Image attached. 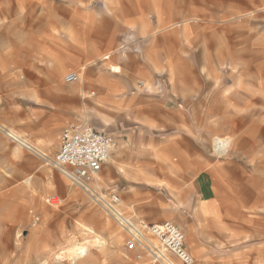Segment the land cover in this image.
I'll return each mask as SVG.
<instances>
[{"label": "rangeland", "instance_id": "1", "mask_svg": "<svg viewBox=\"0 0 264 264\" xmlns=\"http://www.w3.org/2000/svg\"><path fill=\"white\" fill-rule=\"evenodd\" d=\"M0 26L13 29L12 50L10 38L0 41V50L11 52L15 81L3 83L14 96L0 98V109L5 101H22L21 83L41 73L37 51L44 44L57 62L76 63L60 81L62 99L74 101L70 116L105 130L119 125L138 131L131 147L156 132L162 139L191 138L204 155L214 218L202 225L188 210L191 220H182L181 205L166 196L174 214L168 219L184 233L193 264H264V0H0ZM114 58L131 65L135 83L144 82L142 93L156 97L150 106L159 108L157 98L172 91L181 97L166 114L171 130L164 123L124 126L116 119L126 116L114 101L82 99L89 78L115 74ZM77 70L83 81H64ZM21 74L27 77L20 80ZM218 137L229 139L227 151L214 150ZM182 146L190 151V144ZM173 154L179 163V152ZM5 173L0 163V264H182L167 251L161 262L137 260L116 223L60 172L55 193H44L35 178ZM121 198L132 214V204ZM192 198L199 203L200 189ZM200 235L209 243L202 250ZM75 247L84 250L78 259Z\"/></svg>", "mask_w": 264, "mask_h": 264}, {"label": "crops", "instance_id": "2", "mask_svg": "<svg viewBox=\"0 0 264 264\" xmlns=\"http://www.w3.org/2000/svg\"><path fill=\"white\" fill-rule=\"evenodd\" d=\"M12 30L11 26H0V34L4 35V37L0 36V41L4 40L6 43L10 38L11 50L12 41L8 34ZM37 55V68L38 70L41 68V73L31 74L28 77L24 74L19 75L20 80L27 77L25 83H21L22 90L17 94L22 101H5L1 104L3 108L0 109V163L6 167L4 177L35 178L40 181L44 193H55L58 192L55 188L61 182V174L45 166L39 157L24 145H29L47 155H53L59 148L62 128L70 122L83 121L75 119V114L70 116L69 110L74 101L62 99L60 91L63 72L75 68L76 63L57 62L55 52L44 44L42 48H38ZM86 58L87 56L82 55L81 60L85 61ZM9 59L11 52L0 50V98L5 99L14 96L3 88L6 87L3 83H9L11 86L10 83L15 82L11 77L13 67L10 66ZM112 62L119 64L112 65L111 70L115 74L100 73L92 80L89 78L82 86V99L96 95L99 99L114 101L121 106L126 116L125 121L116 119L123 122L124 126L130 122L129 125L133 128L136 123L142 122L141 125L149 129L152 127L155 129L158 124L160 128L171 130L172 124L166 114H173L181 97L172 91L165 98L163 96L157 98L161 102L159 108L150 106V99L154 100L156 97L141 92L142 88L137 85V81L135 83L131 65L125 64V60L121 58H114ZM90 65L87 63L86 67ZM79 73L80 80L77 82L83 81L82 72ZM90 89L95 91L90 93ZM83 112L85 113V110ZM106 126V130L103 129L104 127H93L114 137L116 145L108 161L102 166L96 183L99 187L102 184L115 191L120 197L122 207L121 196L124 202L132 204L131 212L136 218L146 223L170 221L168 218L173 217L174 214L173 210L168 209L169 201L166 196L169 195L181 205L182 220L183 218L191 220L188 210L192 212V217H200L202 225L205 221L214 218V204L212 198L207 195L211 193V186L203 173L205 157L198 152L190 137L188 139L169 136L162 139L155 132L144 136L135 148L131 145L137 140L133 138L138 131L136 133L131 129L125 131L119 125ZM13 142L17 144L13 145ZM184 144H190L189 152L182 148ZM228 147L223 152L227 151ZM175 151L179 152L177 155L181 159L179 163L177 160L174 162ZM190 177L195 182H190ZM154 185L158 188L153 189ZM199 189L200 201L197 204L192 194L198 193ZM123 209L125 210L124 207ZM207 240L204 235H200V250L209 245Z\"/></svg>", "mask_w": 264, "mask_h": 264}, {"label": "built area", "instance_id": "3", "mask_svg": "<svg viewBox=\"0 0 264 264\" xmlns=\"http://www.w3.org/2000/svg\"><path fill=\"white\" fill-rule=\"evenodd\" d=\"M79 80L78 71H70L64 76L67 83ZM137 85L143 87L144 82L138 80ZM115 145L114 137L84 121H76L62 128L59 148L53 155H47L29 145L24 146L32 150L45 166L57 170L73 186L86 193L116 223L124 235L125 249L135 251L137 260L147 256L152 263L161 262L163 252L167 251L182 264H193V257L185 246L184 233L179 227L168 220L146 223L136 218L124 211L115 191L103 192L97 185V177ZM152 240H155V244Z\"/></svg>", "mask_w": 264, "mask_h": 264}, {"label": "bare ground", "instance_id": "4", "mask_svg": "<svg viewBox=\"0 0 264 264\" xmlns=\"http://www.w3.org/2000/svg\"><path fill=\"white\" fill-rule=\"evenodd\" d=\"M229 140L227 139V138H216V139H214V142H213V146H214V149L216 150V151H220V150H222V152H223V150L225 149H227V147H228V145H229ZM228 143V145H226ZM86 232H89V233H94L93 232V230L92 229H90V228H85L84 229ZM95 241L96 242H99L100 241V239L99 238H95ZM99 244H101V243H99ZM76 247H79V246H76ZM75 247V248H76ZM83 247H80V248H76L74 251L75 252H73V259H78V258H80L81 256H83L84 255V250H81ZM57 259V258H56Z\"/></svg>", "mask_w": 264, "mask_h": 264}]
</instances>
